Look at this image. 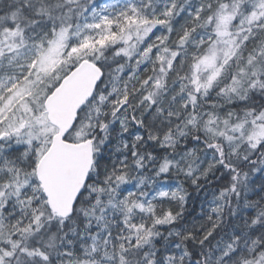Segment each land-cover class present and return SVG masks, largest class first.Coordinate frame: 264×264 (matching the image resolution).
Instances as JSON below:
<instances>
[{
	"label": "snow or ice",
	"instance_id": "1",
	"mask_svg": "<svg viewBox=\"0 0 264 264\" xmlns=\"http://www.w3.org/2000/svg\"><path fill=\"white\" fill-rule=\"evenodd\" d=\"M0 264H264V0H0Z\"/></svg>",
	"mask_w": 264,
	"mask_h": 264
}]
</instances>
